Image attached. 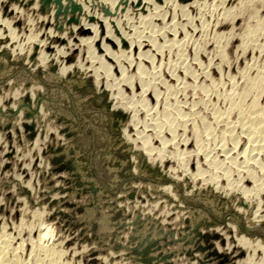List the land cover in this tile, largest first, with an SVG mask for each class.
<instances>
[{"label": "rangeland", "instance_id": "rangeland-1", "mask_svg": "<svg viewBox=\"0 0 264 264\" xmlns=\"http://www.w3.org/2000/svg\"><path fill=\"white\" fill-rule=\"evenodd\" d=\"M119 1L0 0V239L17 248L20 264L51 262L41 244L61 253L49 264H264V153L250 179L241 168L246 137L236 151L223 138L240 133L237 104L246 110L256 97L243 98L246 81L264 77V0ZM184 13L202 29L192 33ZM174 22V33L164 29L148 47L153 29ZM159 45L162 54L149 59L154 80L122 61L130 54L148 66L143 53Z\"/></svg>", "mask_w": 264, "mask_h": 264}, {"label": "bare ground", "instance_id": "bare-ground-1", "mask_svg": "<svg viewBox=\"0 0 264 264\" xmlns=\"http://www.w3.org/2000/svg\"><path fill=\"white\" fill-rule=\"evenodd\" d=\"M121 1V0H120ZM119 1V2H120ZM124 1V0H123ZM123 1L121 2V3H123ZM127 1V0H126ZM126 1H125V3H123V4H126ZM132 1V0H131ZM168 1V0H167ZM174 1V0H173ZM197 1V0H196ZM240 1V0H239ZM244 1V0H243ZM4 2V1H3ZM35 2V1H34ZM118 2V1H117ZM116 2V3H117ZM130 2V1H129ZM152 2H154V0L152 1ZM175 2L176 1H174V4H175ZM214 2H215V4L217 3V2H220V0H214ZM213 2V3H214ZM249 2V1H248ZM5 3V2H4ZM68 3V2H67ZM71 3V2H70ZM109 3V2H108ZM111 3V2H110ZM113 3V2H112ZM121 3H120V5H119V3L117 4V5H119V6H121ZM132 3H134L133 1H132ZM131 3V4H132ZM170 3H172V1L170 2ZM7 4H8V2H7ZM37 4V3H36ZM62 4V3H61ZM152 4V3H151ZM150 4V5H151ZM165 4H168L167 2L165 3ZM165 4H163V6H165ZM109 5V4H108ZM112 5V4H111ZM127 5V4H126ZM136 5V4H135ZM169 5V4H168ZM172 5V4H171ZM82 6V5H81ZM134 5H132V8H134L133 7ZM157 6V5H156ZM163 6L162 7H154L155 8V17H157V16H159V15H161L160 13H161V8H163ZM182 6V5H181ZM236 6V5H235ZM70 7V6H69ZM78 7V6H77ZM85 7V6H84ZM166 7V6H165ZM170 7V6H169ZM172 7V6H171ZM206 7V6H205ZM237 7V6H236ZM245 7V6H244ZM12 8V7H11ZM31 8V7H30ZM33 8V7H32ZM57 8V7H56ZM60 8V7H59ZM86 8V7H85ZM114 8V7H113ZM112 8V9H113ZM151 8H153V7H151ZM168 8V7H167ZM175 8V7H174ZM184 8V7H183ZM182 8V9H183ZM212 8V7H211ZM82 9V8H81ZM91 9V8H90ZM110 9V8H109ZM127 9V8H126ZM136 9V8H135ZM146 9V8H145ZM166 9V8H165ZM30 10V9H29ZM72 10V9H71ZM79 10V9H78ZM111 10V9H110ZM124 10V9H123ZM129 10V9H128ZM128 10H125L126 12L125 13H127V11ZM147 10V9H146ZM177 10V9H176ZM179 10V9H178ZM206 10V9H205ZM208 10V9H207ZM9 11V10H8ZM82 11H83V9H82ZM90 11V10H89ZM120 11V10H119ZM132 11H133V9H132ZM223 11V10H222ZM25 12V11H24ZM80 12H81V10H80ZM84 12V11H83ZM131 11L129 10V13H130ZM135 12V11H134ZM214 12H216L215 10H214ZM220 12V11H219ZM226 12H229V11H226ZM251 12V11H250ZM78 12H76V14H77ZM116 13V12H115ZM122 13V12H121ZM124 13V12H123ZM132 13V12H131ZM163 13V12H162ZM208 13V12H207ZM218 13V12H217ZM222 13H224V12H222ZM231 13V12H230ZM18 14V13H17ZM79 14V13H78ZM110 14H111V12H110ZM141 14V13H140ZM22 15V14H21ZM33 15V14H32ZM119 16H120V14H118ZM182 15V14H181ZM211 15V14H210ZM213 15V14H212ZM222 15V14H221ZM225 15V17H227L228 16V14L226 13V14H224ZM18 15H16L15 17H17ZM74 16V15H73ZM80 16V15H79ZM88 16V15H87ZM122 16V15H121ZM197 16V15H196ZM206 15H204V17H205ZM223 16V15H222ZM14 17V16H13ZM74 17H76V16H74ZM78 17V16H77ZM129 17V16H128ZM153 17V16H152ZM176 18H177V16H175ZM182 17H184L183 19L186 21V23H188L190 26H189V28L193 31L192 33H194V32H197L198 30H200V29H202L201 27H202V25H201V27H198V26H196L194 23H195V21H196V19L194 20V18L193 17H190V16H185V13H184V16H182ZM204 17H202V18H199L198 19V17H197V19H198V21H200L201 22V20H204ZM210 17V16H209ZM218 17V16H217ZM234 17V16H233ZM92 18V17H91ZM207 18V17H206ZM213 18V17H212ZM80 19V18H79ZM116 19V18H115ZM130 19V18H129ZM136 19V18H135ZM148 20H146V22H145V24H147V23H150L151 25H152V28H156V27H158V26H154L153 27V21L151 20V19H153V18H147ZM201 19V20H200ZM211 19V18H210ZM223 19V18H222ZM75 20H77V19H75ZM81 20V19H80ZM158 20V19H157ZM156 20V21H157ZM207 20V19H206ZM85 21V20H84ZM177 21V20H176ZM205 21V20H204ZM73 22H75V21H73ZM86 22V21H85ZM84 22V23H85ZM110 22V21H109ZM112 22V21H111ZM179 22V21H178ZM6 23V22H5ZM63 23V22H62ZM107 23V22H106ZM218 23V22H217ZM260 23V22H259ZM258 23V24H259ZM108 24V23H107ZM110 24V23H109ZM150 24H148L147 26H148V28H149V26H150ZM157 24V23H156ZM177 23L176 22H174L173 24H171V25H169V26H166V27H164L163 25L162 26H159L160 28L159 29H162V31L163 32H159L160 34H158L157 35V33L158 32H156L157 31V29H153V31H155V32H153L151 35H149V37H151L150 38V41H149V43L148 44H150V45H148V47L149 46H153V45H155V43L158 41V43L157 44H159V41L161 40V39H163L164 40V38H163V35L164 34H166L167 33V31H164V29L165 30H169V31H172L173 33L176 31V27H177V25H176ZM221 24V23H220ZM75 25V24H74ZM80 25V24H79ZM99 25V24H98ZM234 25V24H233ZM252 25V24H251ZM254 25H256V24H254ZM82 26V25H81ZM107 26V25H106ZM205 26V25H204ZM260 25H257V26H255V28L253 27V31L255 30L256 32H257V30L260 28L259 27ZM76 27V26H75ZM78 27V26H77ZM82 27H84V26H82ZM93 27H94V25H93ZM96 27V26H95ZM120 27V26H119ZM123 27V26H122ZM207 27V26H206ZM81 28V27H80ZM85 28V27H84ZM83 28V29H84ZM89 28V27H88ZM105 28V27H104ZM113 28V27H112ZM118 28V27H117ZM179 28V27H178ZM204 28V27H203ZM249 28V27H248ZM91 29V28H90ZM147 29V28H146ZM215 29V28H214ZM233 29V28H232ZM81 30H82V28H81ZM123 30V29H122ZM184 30H185V27H184ZM83 31V30H82ZM95 31V30H94ZM105 31V30H104ZM128 31V30H127ZM127 31H125V32H127ZM131 31V30H130ZM145 31V30H144ZM143 31V32H144ZM168 31V32H169ZM243 31V30H242ZM252 31V32H253ZM254 31V32H255ZM86 32V31H85ZM114 32H116V31H114ZM125 32H121L122 33V36L123 37H126V39H128V40H135L134 38H136L137 36H135L134 34H132V33H125ZM142 32V31H141ZM142 32V33H143ZM205 32V31H204ZM216 32V31H215ZM231 32V31H230ZM239 32V31H238ZM251 32V31H250ZM261 32V31H260ZM78 33V32H77ZM87 33V32H86ZM134 33H135V31H134ZM139 33V31L137 32V34ZM156 33V34H155ZM184 33H185V31H184ZM200 33V32H199ZM203 33V32H202ZM225 33V32H224ZM229 33V32H228ZM233 33V32H232ZM93 34H95V33H93ZM105 34V33H104ZM136 34V35H137ZM139 34H141V33H139ZM171 34V33H170ZM223 34V33H222ZM257 34V33H256ZM1 35H2V33H1ZM143 35V34H142ZM184 35H186V34H184ZM216 35H218V34H216ZM225 35V34H224ZM232 35V34H231ZM246 35V34H245ZM250 35V34H249ZM257 35H259V34H257ZM39 36V35H38ZM120 36V35H119ZM122 36H121V38H122ZM141 36V35H140ZM194 36V35H193ZM214 36V35H213ZM220 36V35H219ZM228 36V35H227ZM252 36V35H251ZM87 37V36H86ZM93 37V36H92ZM95 37V36H94ZM105 37V36H104ZM115 37V36H114ZM117 37V36H116ZM144 37V36H143ZM148 37V38H149ZM167 37V36H166ZM165 37V38H166ZM183 37V36H182ZM186 37H187V35H186ZM226 37V36H225ZM253 37V36H252ZM119 38V37H118ZM142 38V37H141ZM147 38V37H146ZM174 38H175V36H174ZM196 38V37H195ZM215 39H216V36L214 37ZM219 38H221L222 39V37L220 36ZM77 39V38H76ZM82 39V38H81ZM88 39V38H87ZM112 39H115V38H112ZM124 39V38H123ZM125 39V40H126ZM185 39V38H184ZM111 40V39H110ZM162 40V41H163ZM225 40V39H224ZM244 39H242V41H243ZM92 41V40H91ZM90 41V42H91ZM102 41V40H101ZM122 41H124V40H122ZM127 41V40H126ZM185 41V40H184ZM183 41V42H184ZM191 41H193V40H191ZM198 41V40H197ZM222 41V40H221ZM232 41V40H231ZM33 42V41H32ZM82 42V41H81ZM89 42V41H88ZM89 42V43H90ZM125 42V41H124ZM123 42V43H124ZM130 42V41H129ZM148 42V41H147ZM164 42V41H163ZM185 42H187V40L185 41ZM241 42V41H240ZM88 43V44H89ZM98 43V42H97ZM106 43V42H105ZM113 43V42H112ZM121 40H117V45H118V51L120 52L121 51ZM132 42H130V44H131ZM161 43V42H160ZM242 43H244V42H242ZM65 44V43H64ZM81 44V43H80ZM84 44H85V41H84ZM110 44V43H109ZM136 44V43H135ZM165 44V43H164ZM163 44V45H164ZM188 44V43H187ZM197 44V43H196ZM207 44V43H206ZM247 44V43H246ZM43 45V44H42ZM46 45V44H45ZM90 45V44H89ZM89 45H87V46H89ZM102 45V44H101ZM113 45V44H112ZM138 45V44H137ZM166 45V44H165ZM183 45H184V43L183 44H180V47H183ZM186 45V44H185ZM204 45V44H203ZM209 45V44H208ZM251 45V44H250ZM86 46V45H85ZM97 46V45H96ZM127 46V45H126ZM134 46V45H133ZM205 46V45H204ZM214 46H215V44H214ZM223 46V45H222ZM246 46V45H245ZM244 46V47H245ZM259 46V45H258ZM16 47V46H15ZM45 47V46H44ZM92 46L90 45L89 46V48L90 49H92L91 48ZM109 47V46H108ZM130 47H131V45H130ZM137 46L135 45V48H136ZM142 47V46H141ZM147 47V48H148ZM154 47V46H153ZM152 47V48H153ZM164 47V46H163ZM176 47V46H175ZM206 47V46H205ZM204 47V48H205ZM77 48V47H76ZM95 48V47H94ZM93 48V49H94ZM105 48V53H107V54H109L110 56L112 55L113 56V53L114 52H112V51H110L108 48H106V47H104ZM144 48V47H143ZM174 48V47H173ZM184 48V47H183ZM186 48H187V45H186ZM247 48V47H246ZM43 49V48H42ZM87 49H88V47H87ZM115 49V48H114ZM122 49H124V48H122ZM126 49V48H125ZM131 49V48H130ZM139 49V48H138ZM138 49H136V50H138ZM200 49V48H199ZM237 49V48H236ZM235 49V50H236ZM251 49H252V47H251ZM250 49V50H251ZM30 50V49H29ZM86 50V49H85ZM99 50V49H98ZM126 50H129V49H126ZM140 50V49H139ZM146 50V49H145ZM196 50H197V48H196ZM249 50V49H248ZM94 51H96V50H94ZM116 51V50H115ZM118 51H116L117 53H114L115 55L116 54H118V56H119V54H121V53H118ZM122 51H124V50H122ZM131 51V50H130ZM203 51V50H202ZM254 51H256V50H254ZM253 51V52H254ZM16 52V51H15ZM32 51H30V53H31ZM89 52V51H88ZM87 52V53H88ZM104 52V51H103ZM183 52V51H182ZM182 52H181V54H182ZM258 52V51H257ZM18 53V52H17ZM90 53V52H89ZM95 53V52H94ZM125 53H126V51H125ZM130 53V52H129ZM161 53V46L159 45V46H155V50H153V51H151V50H147V52H145V53H143L144 55H145V58L146 59H150L151 57H153V58H155V57H157L159 54ZM124 54V53H123ZM162 54V53H161ZM219 54V53H218ZM64 55V54H63ZM102 55V54H101ZM115 55H114V57H115ZM130 54H124L123 55V58H124V60H122L124 63L126 62L127 64L129 63L130 64V67H131V64H135V66H137V68H135V69H137V76L139 75V76H143V75H146L148 72H150V80H154L155 78H157V72H156V70L154 69V61L153 60H149L148 61V66H143V65H141V63L140 62H137L136 60H134V59H132L133 58V56H132V58L129 56ZM137 55H139V53L137 54ZM194 55V54H193ZM199 55H201L200 54V51L198 52L197 51V53L195 54V57H199ZM211 55V54H210ZM226 55V54H225ZM225 55L223 54V53H221L220 54V56L221 57H219L220 59H223L224 57H225ZM111 56V57H112ZM129 56V58L127 59V57ZM205 56V55H204ZM258 57H259V55H258ZM109 58V57H108ZM113 58V57H112ZM117 57H115V60H117L116 59ZM119 58V57H118ZM107 59V58H106ZM122 59V58H121ZM121 59H120V63L122 62L121 61ZM138 59V58H137ZM140 59V58H139ZM195 59V58H194ZM108 60V59H107ZM141 60V59H140ZM196 60V59H195ZM118 62H119V60H118ZM122 62V63H123ZM195 62H198V61H195ZM253 62V61H252ZM98 63H99V65H98V67H99V69H103L104 70V68H105V61L103 60V59H101L100 60V62L98 61ZM116 62H114V64H115ZM120 63H118V65L120 64ZM122 63L120 64L121 65V67H122ZM220 63V62H219ZM97 64V63H96ZM107 64V63H106ZM257 64V63H256ZM108 65V64H107ZM124 66H125V64H123ZM264 65V64H263ZM124 66L122 67V68H124ZM211 66V65H210ZM108 67V66H107ZM114 67V66H113ZM115 67H117V65H115ZM159 68V67H158ZM170 68V67H169ZM186 68H187V66H186ZM190 68V67H189ZM188 68V69H189ZM210 68V67H209ZM109 69H111V68H109ZM207 69V68H206ZM246 69V68H245ZM252 69V68H251ZM254 69V68H253ZM208 70V69H207ZM244 70V69H243ZM243 70H242V72H243ZM97 71V70H96ZM106 71V70H105ZM123 71H125L124 69H123ZM203 72V71H202ZM205 73L207 72V71H204ZM249 72V71H248ZM107 73V72H106ZM110 73V72H109ZM121 73V72H120ZM136 73V72H135ZM160 73V72H159ZM158 73V74H159ZM190 73H191V71H190ZM221 73V72H220ZM112 74V73H111ZM124 74V73H123ZM172 74V73H171ZM175 74V73H174ZM185 74V73H184ZM199 74H201V73H199ZM227 74V73H226ZM244 74V73H243ZM103 75V74H102ZM113 75V74H112ZM229 75V74H228ZM263 75V74H262ZM136 76V77H137ZM161 76V75H160ZM169 76V75H168ZM173 76V75H172ZM96 77V76H95ZM101 77V76H100ZM119 77H120V75H119ZM128 77V76H127ZM134 77V76H133ZM135 77V78H136ZM144 77V76H143ZM142 77V78H143ZM190 77V76H189ZM242 77V76H241ZM113 78H115L114 76H113ZM186 78V77H185ZM96 79V78H95ZM137 79V78H136ZM125 80H126V77H125ZM132 80V79H131ZM139 80H140V78H139ZM159 80V79H158ZM236 80V79H235ZM99 81V80H98ZM101 81V80H100ZM124 81V80H123ZM146 81V80H145ZM195 81V80H194ZM197 81V80H196ZM118 82V81H117ZM125 82H127V81H125ZM134 82V81H133ZM143 82V81H142ZM147 83L149 82V81H146ZM151 83H152V81H151ZM157 83H158V81H157ZM231 83V82H230ZM102 84V83H101ZM142 84V83H141ZM185 84V83H184ZM211 84V83H210ZM100 85V84H99ZM130 85V84H129ZM154 85V84H153ZM152 85V86H153ZM194 85H195V83H194ZM204 85V84H203ZM232 85V84H231ZM235 85V84H234ZM246 91H244L243 92V98L245 97H247V95L248 94H250V93H252L253 95H254V92H255V94H256V97L254 96V98L255 99H252V103H251V105L246 109V110H242V105H238L237 104V108H238V106H240V108H238V110H239V114L238 115H240V120H242L241 121V123H238L239 124V131H240V133L239 132H235V133H230V134H228L227 136L228 137H226V136H224L223 138L225 139V141H226V139H228L229 138V140H231V143H233V147H235L234 148V150L236 149V148H238V146L240 145L239 143H238V137H240V136H242V135H244V137H246V141H247V144H246V147L244 148L245 150H243V156H242V158H241V168L243 169V171L249 176V178L250 179H252L253 177V174H252V172H251V170H250V168H251V165L256 161H254L253 160V158L254 157H256V156H259V155H261V153L263 154L264 153V106H260L258 103H259V100H260V97L262 96H264V77H262V76H256V77H254V78H249L247 81H246ZM101 86V85H100ZM113 86H114V84H113ZM123 86V85H122ZM157 86V85H156ZM190 86V85H189ZM118 87V86H117ZM142 87H145V85L143 84L142 85ZM154 87V86H153ZM164 87H166V85L164 86ZM188 87V86H187ZM205 87V86H204ZM233 87V86H232ZM108 88V87H107ZM111 88H112V86H111ZM183 88V87H182ZM146 89V88H145ZM144 89V90H145ZM185 88H183V90H184ZM118 90V89H117ZM116 90V91H117ZM167 90V89H166ZM178 90H179V87H178ZM177 90V91H178ZM206 90H208V88L206 89ZM231 90V89H230ZM198 91V90H197ZM121 92V91H120ZM142 92V91H141ZM175 92H176V88H168V90H167V92L166 93H170V94H175ZM182 92V91H181ZM185 92V91H184ZM206 92H208V91H204L203 90V94L204 93H206ZM198 93H199V91H198ZM241 93V92H240ZM118 94V93H117ZM116 94V95H117ZM182 94V93H181ZM251 94V95H252ZM115 95V96H116ZM134 95V94H133ZM200 95V94H199ZM241 95V94H240ZM239 95V96H240ZM119 96V95H118ZM202 96V95H201ZM250 96V95H249ZM248 96V97H249ZM198 97V96H197ZM241 97V96H240ZM252 97V96H251ZM242 98V101L245 99H243ZM253 98V97H252ZM142 99V98H141ZM145 99V98H144ZM199 99V101L201 100V98L199 97L198 98ZM198 99H195L196 101L198 100ZM250 99V98H249ZM233 100H235V99H233ZM248 100V99H247ZM204 100L202 99V102H203ZM126 102V101H125ZM145 102H147V101H145ZM178 102V101H177ZM245 102H247V101H245ZM261 102V101H260ZM140 104H144V101H143V103L141 102ZM146 104V103H145ZM144 104V105H145ZM179 104V103H178ZM194 104V103H193ZM240 104V103H239ZM264 104V103H263ZM200 105V104H199ZM236 105V104H235ZM130 106V105H129ZM137 107V106H136ZM138 107H140V105H138ZM198 107V106H197ZM236 107V106H235ZM242 107V108H241ZM131 108V107H130ZM148 108V107H147ZM150 108V107H149ZM196 107H192V110L188 113L190 116H196L197 115V110H199V109H195ZM245 108V107H244ZM236 109V108H235ZM241 109V110H240ZM237 110V109H236ZM136 111V110H135ZM152 111V110H151ZM163 111H165V110H163ZM138 112V111H137ZM147 111H145V113H146ZM230 112V111H229ZM163 113V112H162ZM228 113V112H227ZM138 114V113H137ZM166 114V115H165ZM174 114H176V116H177V118H178V116L179 117H181V114H183V113H181V108H176L175 109V112H174ZM164 115L168 118V117H173L171 114H170V112L168 113V111H165V113H164ZM216 115V114H215ZM184 116V115H183ZM187 117H189L188 115H187ZM217 117V116H216ZM176 118V117H175ZM133 119V118H132ZM150 120V119H149ZM169 120V119H168ZM218 120V119H217ZM171 121H173V120H171ZM174 121H175V119H174ZM219 121V120H218ZM238 121V120H237ZM187 124V123H186ZM206 123L205 122H202V125H205ZM168 125V124H167ZM174 125V124H173ZM173 125L172 124H169V126H168V131L167 132H169V133H171V134H173L174 135V133H175V129L173 128ZM223 125V124H222ZM166 126V125H165ZM164 126V127H165ZM164 127H162V129L164 128ZM167 127V126H166ZM181 127V126H180ZM185 127V126H184ZM205 127V126H204ZM143 128V127H142ZM159 128V127H158ZM202 128V127H201ZM160 130H161V128H159ZM234 129V128H233ZM144 130V129H143ZM152 131V130H151ZM232 131V130H231ZM236 131V130H235ZM226 132V131H225ZM157 136L158 137H160L159 135H161V131H158L157 130ZM163 133V132H162ZM194 133V132H193ZM237 133H238V135H237ZM143 134V133H142ZM155 134V133H154ZM167 134V133H166ZM181 134V133H180ZM240 135V136H239ZM154 136V135H153ZM148 137V136H147ZM191 137V136H190ZM241 138V137H240ZM136 139V138H135ZM142 139H144L145 141V144H147V142H148V139L149 138H142ZM160 139V138H159ZM206 139V138H205ZM204 139V140H205ZM235 139L237 140V141H235ZM172 140V139H171ZM175 140V139H174ZM137 141V140H136ZM151 141V140H150ZM149 141V142H150ZM162 141V140H161ZM173 141V140H172ZM195 141V140H194ZM224 141V142H225ZM141 142V141H140ZM154 142V141H153ZM169 142V141H168ZM185 142V141H184ZM216 142V141H215ZM222 142H223V140H222ZM159 143H161V145L163 146V147H166L167 145H168V143H167V141H165V140H163V142H159ZM176 143H178V142H176ZM181 143V142H180ZM198 144H200V146L202 145V142H201V140H199L198 139ZM142 145H143V148H144V144L142 143ZM150 145V144H149ZM170 145L171 146H178V145H175V143H172V142H170ZM224 145V144H223ZM159 146H160V144H159ZM162 146H160V148L162 147ZM183 146V145H182ZM174 147H171V148H173L174 149ZM148 148V147H147ZM160 148H159V150H160ZM167 148V147H166ZM168 148H169V146H168ZM196 148V147H195ZM154 149V148H153ZM164 148H162V150H163ZM170 149V148H169ZM199 149H200V147H199ZM156 150L158 151V149L156 148ZM167 150V149H166ZM172 150V149H171ZM184 150V149H183ZM165 151V150H164ZM221 151V150H220ZM236 151V150H235ZM151 152H152V149H151ZM161 152H163V151H161ZM160 152V153H161ZM178 152V151H177ZM177 152H175V153H177ZM183 152V151H182ZM225 152V151H224ZM160 153H157V154H159V156H160ZM184 153V152H183ZM195 153V152H194ZM212 153V152H211ZM242 153H240V154H242ZM151 154V153H150ZM182 154V153H181ZM222 154H223V152H222ZM161 155H163V153L161 154ZM186 155V154H185ZM150 156H152V155H150ZM186 156H188V155H186ZM189 156H191V155H189ZM200 156V155H199ZM227 156L228 155H226V156H224V157H226L227 158ZM237 156V155H236ZM160 157H162V156H160ZM178 157H181V156H178ZM185 157V156H184ZM229 157H230V154H229ZM239 157V156H238ZM158 158V157H157ZM233 158V157H232ZM156 159V158H155ZM177 159H179V158H177ZM181 160L183 159V158H180ZM235 159V158H234ZM236 159H237V157H236ZM256 159V158H255ZM151 160V159H150ZM154 160V159H153ZM164 160V159H163ZM162 160V161H163ZM253 160V162H251ZM161 161V162H162ZM197 161V160H196ZM179 162V161H178ZM186 162V161H185ZM189 162V161H188ZM226 162V161H225ZM215 163V162H214ZM219 163V162H218ZM187 164V163H186ZM231 164V163H230ZM255 164V163H254ZM259 164V163H258ZM218 165V164H217ZM222 165V164H221ZM220 165V166H221ZM224 165V164H223ZM237 165V164H236ZM235 165V166H236ZM257 165V164H256ZM255 165V166H256ZM181 166H182V164H181ZM263 166V165H262ZM184 167V166H183ZM219 167V166H218ZM224 167V166H223ZM238 167V166H237ZM225 168V167H224ZM228 168V170H229V167H227ZM258 168V167H257ZM260 169V168H259ZM262 169V168H261ZM173 171V170H172ZM171 171V172H172ZM197 171V170H196ZM195 171V172H196ZM226 171V170H225ZM230 171V170H229ZM175 172V171H174ZM223 172H224V169H223ZM227 172L228 171H226V174H227ZM239 172H240V170H239ZM173 173V172H172ZM197 174V173H196ZM194 175V174H193ZM199 175V174H198ZM208 175V174H207ZM195 176V175H194ZM197 176V175H196ZM201 176V175H200ZM203 176V175H202ZM201 176V177H202ZM223 176H225V173L223 174ZM222 176V177H223ZM199 177V176H198ZM204 177V176H203ZM241 177V176H240ZM252 177V178H251ZM257 177V176H256ZM224 178V177H223ZM242 178V177H241ZM215 179V178H214ZM225 179V178H224ZM218 181V180H217ZM242 181V180H241ZM241 181H239V182H241ZM256 181V180H255ZM206 182H207V180H206ZM215 183V182H214ZM260 183V182H259ZM234 184V183H233ZM236 185V184H235ZM234 185V186H235ZM262 185V184H261ZM229 186H231L230 184H229ZM240 186V185H239ZM257 186H258V184H257ZM217 187V186H216ZM232 187V186H231ZM236 187V186H235ZM241 187V186H240ZM256 187V186H255ZM261 187V186H260ZM228 188V187H227ZM257 188V187H256ZM238 189H239V187H238ZM236 190H237V188H236ZM246 190V189H245ZM252 190V189H251ZM262 190V189H261ZM264 190V189H263ZM238 191V190H237ZM240 191H242V190H240ZM243 192H246V191H243ZM247 193H248V190H247ZM249 193H251V192H249ZM247 195V194H246ZM246 195H245V197H246ZM254 195V194H253ZM256 196V195H255ZM244 197V196H243ZM247 197H248V195H247ZM255 198V197H254ZM258 198V197H257ZM249 199V198H248ZM251 199V198H250ZM257 210V209H256ZM259 212V211H258ZM25 213V212H24ZM42 216V215H41ZM263 216V215H262ZM36 217V216H35ZM255 218V217H254ZM23 220V219H22ZM26 221V220H25ZM31 222V221H30ZM24 229V228H23ZM28 229V228H27ZM48 231V230H47ZM25 232V231H24ZM47 233H50V232H46L45 231V229L44 230H42V237H41V235H40V233H39V235L40 236H38V238L39 237H41L42 239L44 238L45 239V237L47 236L48 237V234ZM32 236V235H31ZM37 238V239H38ZM41 239V240H42ZM43 239V240H44ZM1 240V242H0V264H20V262H19V257H17V253L19 252H17V248L15 249V248H11L10 246H9V243L7 242L6 243V241H2V239H0ZM4 240V239H3ZM7 240V239H6ZM40 240V241H41ZM42 240V241H43ZM8 241H10V240H8ZM39 241V240H38ZM23 242V241H22ZM241 242V241H240ZM249 243V242H248ZM21 244V243H20ZM21 246V245H20ZM33 246V245H32ZM31 246V247H32ZM36 246H37V244H36ZM40 246V248L42 249V252H43V254H46V256H43V259H45V260H47V261H51L52 263H58V262H56V261H58L59 260V255L61 254H59V252H57V251H55V248L54 247H51V248H46V246L44 247L42 244L41 245H39ZM30 247V248H31ZM259 247V246H258ZM39 248V249H40ZM36 249V248H35ZM40 249V250H41ZM32 251V250H31ZM34 251V250H33ZM31 254V253H30ZM29 256V255H28ZM35 258V257H34ZM47 258H49V259H47ZM42 259V260H43ZM264 259V258H263ZM51 262H49V263H51ZM22 263V262H21ZM48 263V264H49ZM261 263V262H260ZM264 263V262H263ZM39 264H41V263H39Z\"/></svg>", "mask_w": 264, "mask_h": 264}]
</instances>
